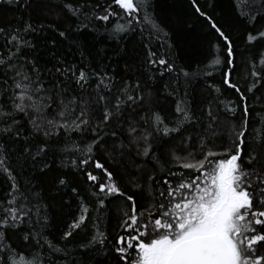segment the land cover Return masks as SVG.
I'll return each instance as SVG.
<instances>
[{"label":"snow or ice","instance_id":"obj_1","mask_svg":"<svg viewBox=\"0 0 264 264\" xmlns=\"http://www.w3.org/2000/svg\"><path fill=\"white\" fill-rule=\"evenodd\" d=\"M231 3L245 24L243 90L233 79L235 41L199 0H190L193 14L218 42L194 71L172 58L151 0H63L57 19L67 30L31 16L0 24V264H78L76 250L105 249L101 225L114 197L131 202L119 223L124 234L112 243L117 264H264V0ZM0 6L32 14L50 8L44 0ZM110 18L114 34L141 37L143 83L118 82L61 54L62 40ZM48 29L59 38L46 42L51 67L40 63L35 42ZM217 73L236 100L207 79ZM200 77L207 90L190 87ZM157 81L172 105L166 114ZM97 153L119 168L110 170ZM117 172L149 198L146 207L138 210ZM81 175L91 202L81 195ZM73 206L54 242L55 208Z\"/></svg>","mask_w":264,"mask_h":264},{"label":"trees","instance_id":"obj_2","mask_svg":"<svg viewBox=\"0 0 264 264\" xmlns=\"http://www.w3.org/2000/svg\"><path fill=\"white\" fill-rule=\"evenodd\" d=\"M44 2L50 8L35 14L25 12L20 8L10 9L8 6H0V24L12 26L22 24L24 19H28L31 16L33 21H41L46 25L52 23L60 30L69 29V24L57 19L58 9L56 6L62 4L63 0H44ZM96 2L103 4L104 0H93V3ZM199 4L205 11L215 12L226 33L235 41V50L237 52L235 63L237 67L234 69L236 75H234L233 79L243 90L248 83L244 79L245 67L243 61L245 58L240 56L242 51H247L244 44L245 24L233 13L231 0H199ZM151 5L153 14L170 34L172 48L168 51H170L172 58L176 60L177 66L190 71H194L198 66L203 67L213 55L212 45L218 41L217 37L202 25V18H198L193 14L190 0H151ZM209 5H215V8L209 7ZM115 22L114 18H110L107 24L102 21H93L95 27L85 29L83 32L73 33L69 39L62 40L58 48L68 62H75L80 65L83 60V64L88 65L90 71H107L109 74L114 75L118 82L129 80L131 83L139 78L143 83L147 70L144 66L142 39L138 33L133 32L114 34L112 25ZM260 23H264V21H260ZM72 26H74V18H72ZM53 38L59 39L56 33L48 29L42 36L37 37L35 41L38 45L36 52L39 54L40 63L43 65L47 61L48 67H51V61L49 60L46 42ZM154 47H159V45L156 44ZM221 52L223 54L222 44ZM207 79L224 89L225 98L237 99L234 90H229L222 85L219 73ZM190 87L197 90H207L205 78L193 79ZM161 88L162 82H155L156 95L161 97V105L164 114H166L171 110L172 105L163 100L160 92ZM234 119H239V112ZM97 155L110 170L115 172L119 168V165L112 163L105 156L99 153ZM56 162L59 163L58 160ZM90 170H93L94 174L102 175L100 170ZM157 175L159 176V173ZM116 178L121 188L136 199L138 210L142 206H147L149 198L143 192L134 189L126 178L121 177L119 172H117ZM85 181L86 177L81 175V195L86 201L91 202L89 183ZM56 203L59 204L60 201L57 200ZM130 203H125L121 197H114L107 202V213L101 225L108 236L106 247L102 250L91 249L84 252L76 250L74 257L78 264H117L115 253L112 250V243L118 235L124 234L119 228V223L123 219V212L130 209ZM74 211V206L62 209L60 207L55 208L51 227L48 231L50 239L54 242H57L59 235L66 230ZM84 238L85 234L83 233L76 236V243H79Z\"/></svg>","mask_w":264,"mask_h":264}]
</instances>
